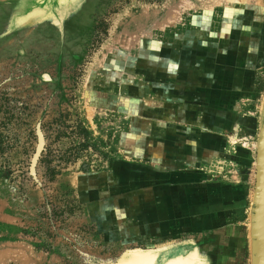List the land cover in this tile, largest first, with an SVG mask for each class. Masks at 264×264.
Returning <instances> with one entry per match:
<instances>
[{"label":"rangeland","instance_id":"1","mask_svg":"<svg viewBox=\"0 0 264 264\" xmlns=\"http://www.w3.org/2000/svg\"><path fill=\"white\" fill-rule=\"evenodd\" d=\"M60 1L0 0V264H129L186 241L207 264H248L264 57L240 76L256 9L93 1L90 31L69 23L70 41L86 36L63 49L62 22L84 0ZM138 11L144 22L126 26ZM158 157L174 180L138 161ZM157 190L181 223L155 240L143 227Z\"/></svg>","mask_w":264,"mask_h":264},{"label":"crops","instance_id":"2","mask_svg":"<svg viewBox=\"0 0 264 264\" xmlns=\"http://www.w3.org/2000/svg\"><path fill=\"white\" fill-rule=\"evenodd\" d=\"M263 6H264V2H263ZM258 27H259V33L257 39L258 40V45L256 48L255 52L252 55V58L250 61H245V73L243 75L240 76L241 81H243V83L247 84L249 82V80L251 81V77L252 75L255 73V70L257 67L261 68L262 66V57H264V51L262 49V45H264V7H260V12L258 13ZM245 29L248 26H244ZM263 28V29H262ZM258 28H252V30H255ZM251 31V28H250ZM246 33V31H244ZM245 35V34H242ZM261 35V36H260ZM156 144V143H155ZM154 148V152L156 153V155H160L159 154V149L156 147ZM184 151V150H183ZM161 156L164 155V150L160 151ZM144 153V151H143ZM175 155V154H174ZM182 155H179L178 157L175 156L174 160H177V158H181ZM139 163H141L142 165H146L147 163H152V164H157V166L159 167L158 169V175H161V177H163L164 179L170 178V180H174V172L178 169L175 168L176 164H174L172 162V160H165V159H161V157H158L157 159L155 158L154 160L152 159H143V160H138ZM190 162H188V160H182V165L183 167H185V165H188ZM170 176V177H169ZM160 190H157L155 192V197L157 198V203H155L156 205L153 206V208L151 207L150 211L151 213L148 214V220L147 223L144 225L143 230H144V235L149 238V239H159V238H167L169 236H173L174 232L176 231V228H178V226L180 225L181 221L179 220V218H170L171 215H176L175 210L178 209L177 206L178 204H168L165 203L164 198L159 194ZM179 207V206H178ZM177 211V210H176ZM170 214L169 216L167 214ZM144 216L143 218L147 217L146 213H143ZM205 219H207L206 216H204ZM221 223H224L225 221L223 220V218L220 220ZM212 225V224H210ZM232 226L235 225L231 224ZM206 226H208V224H206ZM209 228V227H208ZM203 234V233H202ZM200 234V235H202ZM206 234V233H204ZM171 236V237H172ZM241 239V237L239 236H235V243L238 244L240 243L239 240ZM231 259V258H229Z\"/></svg>","mask_w":264,"mask_h":264},{"label":"flooded vegetation","instance_id":"3","mask_svg":"<svg viewBox=\"0 0 264 264\" xmlns=\"http://www.w3.org/2000/svg\"><path fill=\"white\" fill-rule=\"evenodd\" d=\"M95 1V3L99 2V0H84V3L80 6L77 7L76 10L71 14L68 15L65 20L62 22V30H63V36L61 37L62 40V47L64 48H70L73 46H76V41L77 45L79 44V39L83 38L86 36L85 32L82 33L81 36H78L77 39H74L70 41L69 38V32H68V24L69 23H77L81 17L86 19L87 24L89 25L88 29L90 31V24H89V13L91 11H96L99 9H89L87 6L86 12L83 13L81 10L85 5H89L90 2ZM101 1V0H100ZM104 3L100 9L103 8ZM60 8L58 10L64 9L63 6V1H60ZM73 29V28H72ZM74 30V29H73ZM53 32V27L48 28V32ZM83 31V30H82ZM36 38V43L37 44H42L43 41L39 39V37ZM182 247L178 246H170L167 248L160 249L158 251L153 252H142V253H134L135 257H132L129 264H207L208 260H205V258H201L198 255V248L195 246V244L191 241H186L183 242Z\"/></svg>","mask_w":264,"mask_h":264},{"label":"bare ground","instance_id":"4","mask_svg":"<svg viewBox=\"0 0 264 264\" xmlns=\"http://www.w3.org/2000/svg\"><path fill=\"white\" fill-rule=\"evenodd\" d=\"M262 1L264 2V0H204V1H202V0H187L186 1V7H187L186 10H188V8L191 9L192 7L195 8V7H198V6H200V7L204 6L205 9H206V12L207 11L208 12H211V11L214 12V11L217 10L218 12L223 13L224 9H226V11H230V12L231 11L232 12L235 11V12H239L240 15H244V13L246 15L247 11H249L251 9H253V10L256 9L255 12L253 11V15L251 16L253 18L252 24H251V28H258V29H256V31L255 30H251V31L249 30L248 31L250 33V35H251L249 43L252 44L257 39H259V38H257L258 33H259L258 19H257L258 17L257 16H258V13L260 12V7H261L260 5H261ZM223 6H227L228 8H224ZM173 9H174V7L172 8V10ZM136 13H137L138 17L130 15L127 18L126 26L136 27V26H139V24H142L144 22L143 16H145L146 13L144 11H138ZM178 16H179V14H176L175 18H178ZM245 34H247V33H245ZM99 60L100 59H98V61ZM236 141L237 140L235 138L229 137L228 143L229 144L236 143ZM242 143H243L244 146L248 145V141H246V139H243ZM253 145L254 144H252V147H254ZM252 199L253 198L251 197V201H252ZM254 200H255V198H254ZM245 227H246V230L248 231L247 237H248V243H249L248 264H256V244H255V238H254V233H253L254 209H253V211H250L248 213V215L246 216ZM241 230H242V228L238 224H235L234 227H233V230H232V232H233V234H232L233 236L232 237L235 238V236H238V237L241 236V234H242Z\"/></svg>","mask_w":264,"mask_h":264},{"label":"water","instance_id":"5","mask_svg":"<svg viewBox=\"0 0 264 264\" xmlns=\"http://www.w3.org/2000/svg\"><path fill=\"white\" fill-rule=\"evenodd\" d=\"M42 140L39 138V146ZM255 200L251 205L254 209L253 233L256 244V264H264V97L261 102L257 140L255 142Z\"/></svg>","mask_w":264,"mask_h":264}]
</instances>
